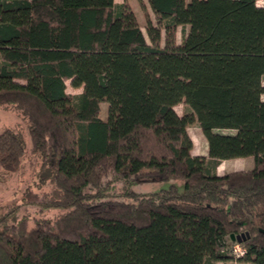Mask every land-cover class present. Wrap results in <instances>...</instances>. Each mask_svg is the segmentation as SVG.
Masks as SVG:
<instances>
[{
	"label": "trees",
	"instance_id": "16d2710c",
	"mask_svg": "<svg viewBox=\"0 0 264 264\" xmlns=\"http://www.w3.org/2000/svg\"><path fill=\"white\" fill-rule=\"evenodd\" d=\"M148 1L147 38L129 0H0V105L27 120L52 184L38 204L64 211L0 217V264H215L233 243L264 264V0ZM25 155L0 128V167ZM149 181L184 187L109 197Z\"/></svg>",
	"mask_w": 264,
	"mask_h": 264
},
{
	"label": "rangeland",
	"instance_id": "374dc122",
	"mask_svg": "<svg viewBox=\"0 0 264 264\" xmlns=\"http://www.w3.org/2000/svg\"><path fill=\"white\" fill-rule=\"evenodd\" d=\"M116 1L119 2L121 0ZM129 1L145 36L148 38L146 30L147 18L150 17L151 20L156 23V17L153 10L151 9L149 1L143 0V5L139 2V0ZM258 4L263 5V1L259 0ZM181 38L182 32L179 28L178 40L180 41ZM67 91L72 94H79L82 92V88L72 86L70 80H67ZM101 109V117L106 118L108 115V103L103 102L101 104ZM176 110L179 114H182L187 110V106L180 103L176 106ZM0 128H9L17 133L26 149V155L23 158L21 168L17 172L10 174L0 167V217L7 216L8 221L6 223H9L10 225L16 223L24 216L31 219H55L58 215L64 212L62 209L54 207L43 209L38 204L42 197L49 193L52 184L42 180V161L37 154L32 152V144L27 120L14 106L10 104L0 105ZM224 132L231 131L225 130ZM188 134L193 142L192 154L207 156V139L197 122L188 126ZM250 162H254L253 157H246L245 159H226L220 163L217 169L219 170V173L223 175L236 170L249 169L248 167L251 165ZM172 183L177 184L181 190L184 187L182 181H149L138 183L133 186V190L137 195L126 197L124 195L115 196L112 194L109 197L135 203L137 201L135 198L136 196L140 197L158 192L161 189L168 188ZM4 224L5 222L1 224L0 227ZM230 246V250L233 248V251H231L233 257L226 261H218L215 264H252L239 259L244 255L238 252V249L244 250V247L241 245V243H233Z\"/></svg>",
	"mask_w": 264,
	"mask_h": 264
},
{
	"label": "crops",
	"instance_id": "0c3cea01",
	"mask_svg": "<svg viewBox=\"0 0 264 264\" xmlns=\"http://www.w3.org/2000/svg\"><path fill=\"white\" fill-rule=\"evenodd\" d=\"M242 159H245V158H242ZM250 163H251V162H250ZM253 165H254V162H253V163H251L250 167H248V168H251V167H253ZM217 172H218V174H220L218 169H217ZM220 175H221V174H220Z\"/></svg>",
	"mask_w": 264,
	"mask_h": 264
},
{
	"label": "built area",
	"instance_id": "2783aa9c",
	"mask_svg": "<svg viewBox=\"0 0 264 264\" xmlns=\"http://www.w3.org/2000/svg\"><path fill=\"white\" fill-rule=\"evenodd\" d=\"M240 250H241V249H238V252H239V253L245 254V250H241V252H240ZM231 251H233V248H232Z\"/></svg>",
	"mask_w": 264,
	"mask_h": 264
},
{
	"label": "water",
	"instance_id": "95a60500",
	"mask_svg": "<svg viewBox=\"0 0 264 264\" xmlns=\"http://www.w3.org/2000/svg\"><path fill=\"white\" fill-rule=\"evenodd\" d=\"M232 237L234 238V236L232 235ZM238 240H239V242H241V237L240 236H238Z\"/></svg>",
	"mask_w": 264,
	"mask_h": 264
}]
</instances>
